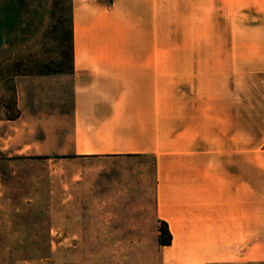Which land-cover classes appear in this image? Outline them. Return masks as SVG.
<instances>
[{"label":"crops","instance_id":"0c3cea01","mask_svg":"<svg viewBox=\"0 0 264 264\" xmlns=\"http://www.w3.org/2000/svg\"><path fill=\"white\" fill-rule=\"evenodd\" d=\"M1 1L18 11L25 0ZM158 8L162 25H193L180 37L193 46L156 49ZM67 10L70 69L15 76L17 117H0L8 141L27 134L21 150L48 160L149 158L154 214L171 235L165 264L264 263V0H68ZM38 83L65 86L68 109L51 97L39 109Z\"/></svg>","mask_w":264,"mask_h":264},{"label":"rangeland","instance_id":"374dc122","mask_svg":"<svg viewBox=\"0 0 264 264\" xmlns=\"http://www.w3.org/2000/svg\"><path fill=\"white\" fill-rule=\"evenodd\" d=\"M11 4L0 2L3 120L18 111L16 75L70 69L68 0H25L18 11ZM155 13L157 50L193 46L180 39L193 25L165 26L161 9ZM40 84L32 93L39 109L51 106L43 97L68 109L65 86L45 91ZM8 132L1 122L0 264H165L160 252L168 235L154 214L151 159L33 158L20 146L27 134L8 141Z\"/></svg>","mask_w":264,"mask_h":264},{"label":"trees","instance_id":"16d2710c","mask_svg":"<svg viewBox=\"0 0 264 264\" xmlns=\"http://www.w3.org/2000/svg\"><path fill=\"white\" fill-rule=\"evenodd\" d=\"M68 28H69V31H68V44L70 45L69 46V50H70V59H71L72 45H71V28H70V25L68 26ZM70 59H69V61H70ZM43 74H46V73H43ZM17 114H18V111L16 112L15 115H13L12 118H8V119L13 120V118L17 117ZM33 158H45L46 159L47 157H43V156H33ZM165 226H166V224H165ZM166 235H168V240L165 243H163V245H167L171 241V235H170L169 230L167 229V227H166Z\"/></svg>","mask_w":264,"mask_h":264}]
</instances>
